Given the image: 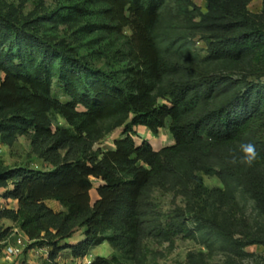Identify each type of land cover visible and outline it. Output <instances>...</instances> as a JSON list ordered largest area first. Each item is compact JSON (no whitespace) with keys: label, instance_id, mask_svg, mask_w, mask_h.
Instances as JSON below:
<instances>
[{"label":"trees","instance_id":"obj_1","mask_svg":"<svg viewBox=\"0 0 264 264\" xmlns=\"http://www.w3.org/2000/svg\"><path fill=\"white\" fill-rule=\"evenodd\" d=\"M30 1L0 0V144L29 136L53 170L0 164V224L51 249L48 264L106 243L115 255L91 264H149L146 242L179 236L239 255L264 244L236 238L222 212L243 191L264 217V0L259 13L254 0H205L206 11L194 0H34L26 12ZM138 127L174 142L156 150ZM118 130L113 150L95 151ZM241 142L260 153L252 167L229 162ZM157 190L186 207L165 220Z\"/></svg>","mask_w":264,"mask_h":264},{"label":"rangeland","instance_id":"obj_2","mask_svg":"<svg viewBox=\"0 0 264 264\" xmlns=\"http://www.w3.org/2000/svg\"><path fill=\"white\" fill-rule=\"evenodd\" d=\"M34 0L27 4L26 12H30L34 8ZM49 4L50 1L46 0ZM195 4L206 11L205 0H194ZM261 0H254L250 5V10L253 13L261 11ZM202 49V46H199ZM201 56L206 53L201 50ZM3 79V74L0 73V82ZM59 123H64L59 120ZM138 138L146 140L152 146L159 150L162 147L171 145L174 141L170 138L169 132L162 130L158 137L153 136L150 131L144 127L136 128ZM122 130L115 131L101 142L95 145V151H108L114 149V143L121 138ZM0 164L7 167H28L31 169L50 171L53 170L49 164L41 160L33 153L32 141L29 136H19L13 146L8 147L0 144ZM204 185L209 189L223 188L220 180L216 177L203 176ZM97 185L98 183L95 182ZM92 201L98 199L96 190L91 193ZM154 201L159 210L164 215L165 220H169L170 216L178 208L184 209L186 201L181 196H175L173 192H163L157 190L154 195ZM3 202V206H5ZM8 207H14V202H10ZM55 210L61 208L52 203ZM222 212L232 221V225L236 231V238L242 240L264 241V217L261 214L255 201L245 192L240 191L234 201L222 208ZM14 223L10 220H4L0 224V263L5 264H48V257L51 249H28L29 243L26 242L21 254L7 259V247L18 238L19 232L12 230ZM6 235L3 239L2 235ZM80 236V235H79ZM73 240L68 241L69 243ZM63 245V244H61ZM146 250L148 253L149 264H188L189 254H200L204 256L208 264H264V244L256 243L244 248V254L239 255L234 252L223 250L218 245L208 248L199 241L187 239L183 236L177 237L173 244L169 242H146ZM115 255L114 250L106 243L96 247L91 254L84 259H73L70 252H60L54 263L56 264H91L96 257L110 258Z\"/></svg>","mask_w":264,"mask_h":264},{"label":"clouds","instance_id":"obj_3","mask_svg":"<svg viewBox=\"0 0 264 264\" xmlns=\"http://www.w3.org/2000/svg\"><path fill=\"white\" fill-rule=\"evenodd\" d=\"M239 156L233 155L229 161L231 164H243L252 167L260 156L255 144L249 142H241L239 144Z\"/></svg>","mask_w":264,"mask_h":264},{"label":"built area","instance_id":"obj_4","mask_svg":"<svg viewBox=\"0 0 264 264\" xmlns=\"http://www.w3.org/2000/svg\"><path fill=\"white\" fill-rule=\"evenodd\" d=\"M26 242L27 241L22 236H18V238H16V240L13 242V244L7 247V259L9 260L11 257L21 254Z\"/></svg>","mask_w":264,"mask_h":264},{"label":"crops","instance_id":"obj_5","mask_svg":"<svg viewBox=\"0 0 264 264\" xmlns=\"http://www.w3.org/2000/svg\"><path fill=\"white\" fill-rule=\"evenodd\" d=\"M16 206V203H14V207ZM16 232H19L17 229L15 230ZM19 236H22L27 242H28V240H27V238L22 234V233H20L19 232ZM82 239V237L81 236H78L76 239H74L72 242H70V243H74L75 241H77V240H81ZM29 243V242H28Z\"/></svg>","mask_w":264,"mask_h":264}]
</instances>
